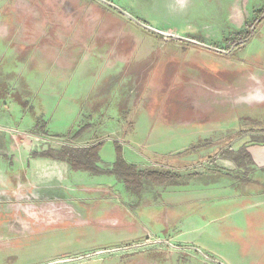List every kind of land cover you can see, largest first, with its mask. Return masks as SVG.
<instances>
[{
  "label": "rangeland",
  "instance_id": "1",
  "mask_svg": "<svg viewBox=\"0 0 264 264\" xmlns=\"http://www.w3.org/2000/svg\"><path fill=\"white\" fill-rule=\"evenodd\" d=\"M263 8L0 0V264H264L240 238L264 225V195L192 224L176 204L188 186L130 188L115 165L119 151L179 182L220 173L224 191L264 193L250 152L264 149V17L246 28ZM98 142V174L41 156Z\"/></svg>",
  "mask_w": 264,
  "mask_h": 264
},
{
  "label": "crops",
  "instance_id": "2",
  "mask_svg": "<svg viewBox=\"0 0 264 264\" xmlns=\"http://www.w3.org/2000/svg\"><path fill=\"white\" fill-rule=\"evenodd\" d=\"M251 152V150H250ZM252 154V152H251ZM1 158V157H0ZM45 159H52L49 157H44ZM53 160V159H52ZM252 160L256 163H258L256 161V159L254 158L253 154H252ZM60 161V160H59ZM62 161V160H61ZM259 164V163H258ZM70 166V165H69ZM71 168V167H70ZM6 168L3 166L1 159H0V183L6 184L5 180H4V176L2 177L1 174H3L5 172ZM75 171V170H73ZM81 171V170H78ZM77 172V171H75ZM213 177H210V181L211 182H203L200 183L198 186H202L197 188L198 186L195 185V183L193 182H189V183H183L182 181L179 182V179L176 180L175 186H181V190H183V187H186V198L184 201L180 202H176V204H181L180 207V220H184L187 222H191L192 224H196L199 223L200 221H207L212 220L214 218H216V216H219V213L221 211H224L225 208L230 204H237L239 203L241 200H243L244 198L247 197H260L262 195H264V193H255L254 192H249L247 190H242L240 192H235V191H231L230 189H224L218 185V183H220V179L221 178H226V176L221 175L220 173H216V175H214L215 173H212ZM212 186L214 188L213 189H209V187ZM218 186V187H217ZM205 188V190H204ZM218 189V190H217ZM179 217V215L177 216ZM261 218V221H263L264 223V206H258L257 209V213L256 216L254 217L256 219V221H258V218ZM208 220V221H209ZM249 222L251 223L252 220H249ZM182 224V222H180V225ZM255 231L256 234H254V236L252 238H247L246 236L240 237L242 241L246 240H250V242L252 241V239L254 240V243L256 244L257 247V254H261L262 257H264V225L261 223V225L256 224ZM223 228V232H225V229L227 227H225V225H222ZM220 228H216L217 231H219ZM214 230V232H217ZM258 233V234H257ZM215 234V233H214ZM222 235H224L222 233ZM250 237V236H249ZM246 243V241H245Z\"/></svg>",
  "mask_w": 264,
  "mask_h": 264
},
{
  "label": "trees",
  "instance_id": "3",
  "mask_svg": "<svg viewBox=\"0 0 264 264\" xmlns=\"http://www.w3.org/2000/svg\"><path fill=\"white\" fill-rule=\"evenodd\" d=\"M260 15L253 20L252 23L247 25L246 28L250 29L259 23L264 17V8L259 11ZM255 27V26H254ZM101 142L95 143L89 147H62L57 152L42 153L41 156L55 158L58 160H65L68 162L72 170L87 171L90 173L98 174L100 171L95 167L99 158V148ZM116 148L120 150L116 144ZM254 158L260 165H264V149H252ZM248 154V153H247ZM249 155V154H248ZM117 173L127 187L138 189L141 187L143 180L147 179L154 184L169 183L175 184L177 178L169 170L166 169H146L139 170L135 166L127 164L122 160L121 154L118 151L117 160L115 162ZM112 174V172H109Z\"/></svg>",
  "mask_w": 264,
  "mask_h": 264
},
{
  "label": "water",
  "instance_id": "4",
  "mask_svg": "<svg viewBox=\"0 0 264 264\" xmlns=\"http://www.w3.org/2000/svg\"><path fill=\"white\" fill-rule=\"evenodd\" d=\"M150 28V27H148ZM152 29V28H151ZM154 30V29H153ZM156 32H158L159 34H162L164 36H170V37H173V38H179V39H184V37L182 36H179V35H176V34H167V33H164V32H161V31H158V30H154Z\"/></svg>",
  "mask_w": 264,
  "mask_h": 264
}]
</instances>
